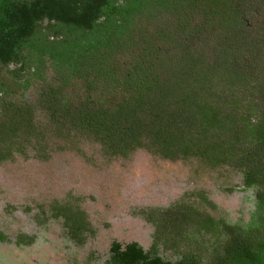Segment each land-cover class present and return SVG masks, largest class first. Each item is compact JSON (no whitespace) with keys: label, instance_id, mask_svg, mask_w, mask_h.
<instances>
[{"label":"trees","instance_id":"1","mask_svg":"<svg viewBox=\"0 0 264 264\" xmlns=\"http://www.w3.org/2000/svg\"><path fill=\"white\" fill-rule=\"evenodd\" d=\"M221 1L0 0V107L11 110L0 116V161L11 158L17 141L36 134L32 108L10 99L38 82V105L66 113L49 136L54 150L61 148L56 135L73 140L87 134L114 155L145 148L171 160L181 153L218 165L233 161L243 184L255 188L256 208L244 225L217 222L190 203L171 208L170 224L162 222L163 213L144 212L156 223L150 249L115 240L107 264H206V257L209 264H264V217L258 215L264 210V110L257 118L239 114L234 98L237 82L253 88L246 100L264 97V36L250 34L244 0H228L225 8ZM202 34L205 47L196 45ZM208 47L218 55L214 62ZM238 66L253 71L239 73ZM233 77L234 85L226 81ZM71 81L79 82L72 100L64 97ZM118 86L131 96L114 106L96 96ZM75 207L58 203L52 211L78 235L88 222ZM190 227L207 228L209 235L216 227L226 240L192 238L201 247L178 262L158 253L160 246L174 251L187 231L179 228ZM16 240L29 243L23 234Z\"/></svg>","mask_w":264,"mask_h":264},{"label":"rangeland","instance_id":"2","mask_svg":"<svg viewBox=\"0 0 264 264\" xmlns=\"http://www.w3.org/2000/svg\"><path fill=\"white\" fill-rule=\"evenodd\" d=\"M227 1H221L223 8ZM243 2L247 26L252 29L250 34L257 38L264 36V24L260 25V20H264V1ZM208 5L212 7L215 3L210 1ZM210 20L208 17L205 24ZM138 24L144 26L145 22ZM205 34L195 39L197 46L205 47ZM207 50L214 62L218 55L213 57L211 47ZM237 68L239 73L248 75L253 71L251 66ZM4 77H8L6 72ZM226 81L234 85V77L233 81ZM76 83L79 84L71 81L64 97L72 100ZM39 86L38 82L32 84L16 96L18 99L6 97L25 100L24 103L32 108V126L36 134H31V139L17 141L11 158L0 161V233L7 236L0 240V264H107L110 244L115 240L121 243L136 241L150 249L155 222L146 221L144 212L163 213L162 222L174 223L170 212L178 203H190L217 222L220 219L231 224L249 222L256 208L255 188L243 184V171L233 161L218 165L204 156L183 157L181 153L171 160L145 148L132 154L114 155L106 150L103 136L100 142L87 134H79L73 140L56 135L61 148L52 149L49 136L55 130L54 122L66 119V113L60 111L54 115L46 104L38 105ZM236 87L234 98L241 109L237 113L247 112V116L257 118L264 110V97L246 100L253 88H244L240 82ZM129 93L118 86L110 93L96 96L107 98L111 107L131 96ZM8 108L1 106L0 116L11 111ZM67 118H72V114ZM65 202L80 208L85 223L88 222L78 235L70 234L64 219L52 211L55 204ZM258 215L264 217V210ZM179 229H187L183 235L186 238L189 233L191 238H184L174 251L160 246L158 252L171 262L195 253L196 246H201L195 245L194 239L210 236L211 243L226 240V232L216 227L210 235L207 228L202 227L198 232L193 227ZM20 234L25 235L29 243H18L16 239ZM207 258L202 262L209 264Z\"/></svg>","mask_w":264,"mask_h":264}]
</instances>
